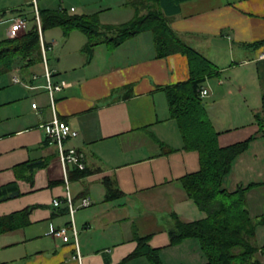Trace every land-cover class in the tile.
<instances>
[{"label":"crops","instance_id":"0c3cea01","mask_svg":"<svg viewBox=\"0 0 264 264\" xmlns=\"http://www.w3.org/2000/svg\"><path fill=\"white\" fill-rule=\"evenodd\" d=\"M125 2L36 0L41 9L96 14L101 24L121 23L115 17L104 21V17L122 10L129 20L132 11ZM171 28L217 68V75L206 79L202 89L208 91L203 100H208L206 111L220 133L219 144L256 136L233 161L223 186L233 191L264 183V137L256 133L255 121L264 90V59H258L264 42L254 45L264 41V0H188L180 3ZM146 33L115 49L96 46L89 62L82 52L86 37L76 50H63L71 34L65 37L59 31L57 40L55 35L44 38L52 47L50 52L61 47L56 64L49 67L52 81L61 86L54 94V110L78 132L65 145L83 153L87 171L80 174L68 166V191L74 205L79 206L83 198L91 201L73 217L80 261L74 259L73 241L65 243L51 234L52 229L68 226L70 214L58 151L46 139L53 109L45 80L32 67L19 69L16 64L11 73L20 76L14 74L9 86H0V187L16 184L19 192L0 203V217L28 210L25 217H17L25 225L0 233V264H150L142 257L124 261L136 248V236L148 237L149 246L159 250L162 264L204 262L195 240L171 246L168 235L174 215L185 222L203 216L180 181L198 171V153L182 148L164 91L189 78L188 61L181 54L155 58L154 48L147 53L153 42L151 35L144 37ZM39 161L46 165L33 172L30 183L24 165ZM107 181L115 183L119 197L105 199ZM262 186L252 189L248 198ZM55 199L60 201L57 207ZM256 242L264 245V225L257 231ZM259 257L264 264V254Z\"/></svg>","mask_w":264,"mask_h":264},{"label":"trees","instance_id":"16d2710c","mask_svg":"<svg viewBox=\"0 0 264 264\" xmlns=\"http://www.w3.org/2000/svg\"><path fill=\"white\" fill-rule=\"evenodd\" d=\"M185 1L188 0H126L125 6L132 11V17L118 24H101L96 14H74L61 8L41 9L38 4L37 9L43 36L46 30L60 28L65 37L74 31L86 37L82 48L86 62L91 60L96 46L105 44L115 49L128 39L146 32L152 36L155 58L161 59L172 54L186 56L189 78L165 87L164 91L170 119L176 123L181 135L182 148L198 153V171L186 174L180 181L188 199L203 216L185 222L174 215V226L168 232L170 245H178L188 239L195 240L204 258L201 264H263L259 256L264 254V245L257 244L256 235L264 225V215L251 214L246 205L248 193L264 183L238 186L233 191L223 186L233 161L256 136L227 146L219 144L220 133L209 120L206 104L200 96L203 83L217 75V68L171 28V19L178 13L180 3ZM9 12L24 17L28 24L23 34L0 40V75L16 69V64L19 69L27 70L42 62L33 2H23ZM6 14L5 8L0 9L1 19ZM263 42L254 45L257 47ZM255 121L256 133L264 137V90L261 93V111L255 115ZM45 165L43 161L24 165L30 173V183H33V172ZM76 171L80 174L87 172L86 168H76ZM18 195L16 184L0 187V203ZM120 195L115 183L107 181L105 199L113 200ZM27 213L28 210L0 217V233L25 225L17 217L23 218ZM136 243L135 250L124 261L142 257L150 264H162L159 250L149 246L148 237L136 236Z\"/></svg>","mask_w":264,"mask_h":264},{"label":"built area","instance_id":"2783aa9c","mask_svg":"<svg viewBox=\"0 0 264 264\" xmlns=\"http://www.w3.org/2000/svg\"><path fill=\"white\" fill-rule=\"evenodd\" d=\"M34 4V14L36 18L37 24V31L39 37V44L40 50L42 55V61L44 64V75L43 78L45 80V90L47 91L51 107L53 109V117L52 120L46 125V139L48 142L54 144L58 151V159L63 171V181L66 186V196H65V203L68 207V211L70 214V223L66 227H59L56 229H52L51 234L56 237L60 238L63 242L67 243L73 241L76 255L74 259L81 260V257L78 252V233L73 223V217L78 208H86L91 205V201L89 198H83L79 204V206H75L73 203V199L68 191V166L73 165L78 170L85 169V159L83 153L79 152L74 147H66V142L70 139H74L78 136V132L72 129L66 122L60 120L54 110L55 98L54 94L57 91L61 90V86L58 84L53 83L52 81V71L49 69L47 65V53L52 48L50 44L46 43L44 40L43 32L41 29V22L39 18V12L37 9L36 0H32ZM0 21H2L0 17ZM27 20L24 17H15L12 22L9 24L7 29V37L14 38L20 35L23 31L27 28ZM258 59H264V50L260 52L258 55ZM14 82H18L15 78ZM208 95V91L206 89H202L200 91V96L202 98ZM32 108H36V104H32ZM60 201L55 199L53 200V205L55 207L59 206ZM71 234V237H70Z\"/></svg>","mask_w":264,"mask_h":264},{"label":"rangeland","instance_id":"374dc122","mask_svg":"<svg viewBox=\"0 0 264 264\" xmlns=\"http://www.w3.org/2000/svg\"><path fill=\"white\" fill-rule=\"evenodd\" d=\"M20 2H21L20 0H0V9H3V8L11 9V8L17 6V4L18 5L21 4ZM117 10L119 11V9H117ZM113 14H114V16L112 14H110V15L108 14V16L104 17V21L110 22L111 20H113L112 17H115L116 18L115 20H119V22H124L126 20V18L123 16H125V14H127V12H123V10L121 13L113 12ZM118 15L121 17H119ZM12 16H13L12 13H9L7 11L6 16L2 17L3 20L0 21V40L7 37L6 33H7L8 27H9V24H8L9 20L8 19H10ZM59 31H61L60 28L46 30L44 32V38L48 40L49 38H51L52 36L54 37V35H55V39L57 40L58 37H56V35L58 34ZM23 33H24V31L22 32V34ZM145 35H147V36H144V37H148V35H150V34L146 33ZM71 36L72 37L66 43L63 50H67L68 48L71 50L72 49L76 50L78 48V46H80L84 43L85 36L83 34L77 32V31H74L71 33ZM143 42H145V40H143ZM153 48L154 47H152V46L149 47V49L147 50V53H150V51ZM59 50L61 51L60 46L56 47L54 52H50L51 50L48 51V62H49L50 68L52 67V64H54V63L56 64V59H57V57H59L58 55L60 54ZM31 70L33 73L37 74L40 78L41 77L43 78V75H44L43 61L32 66ZM11 72L0 75V86L1 85H5V86L8 85L9 86L10 83H9L8 79L12 75L16 74L17 76H20L16 72L15 73H11ZM29 72H31V71H29ZM204 102L206 104V102H208V100L205 99ZM246 206L250 210L251 214L264 215V186L254 190L252 193L249 194V198L247 199V205ZM260 239H262L261 240V242H262L263 241L262 234L260 235ZM262 259H264V258H262Z\"/></svg>","mask_w":264,"mask_h":264}]
</instances>
